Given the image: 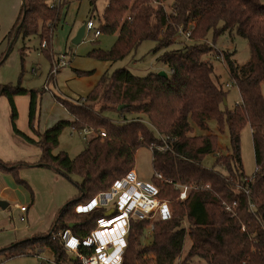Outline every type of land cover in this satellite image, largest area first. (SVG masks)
Segmentation results:
<instances>
[{"label": "trees", "instance_id": "trees-1", "mask_svg": "<svg viewBox=\"0 0 264 264\" xmlns=\"http://www.w3.org/2000/svg\"><path fill=\"white\" fill-rule=\"evenodd\" d=\"M61 14L45 0H23L9 37L41 31L48 45ZM98 30L101 34H118V38L111 49H95L90 55L116 62L144 41H153V53L169 67L168 76L150 73L140 77L120 68L104 75L84 100L73 102L59 97L73 119L57 122L38 134V140L18 128L15 101L17 96L30 95L29 127L36 132L38 92L0 86V95L10 104L14 133L41 151L39 161L32 166L51 167L67 178L78 175L82 179L76 183L79 197L61 209L48 235L10 245L0 253L15 257L39 254L38 249L48 248L55 263L78 264L58 234L69 230L73 237L84 241L101 219L110 216L105 208H76L88 207L99 194L111 190L116 181L133 171L141 146L151 149L152 144L162 145L165 139L169 149L151 150L155 174L161 175L160 179L154 175L158 197L169 202L171 218L133 219L122 264H192L195 257L208 264H264L263 0H110ZM211 30L215 35L235 31L246 38L249 61L239 65L232 58L233 52L218 51L209 45L206 37ZM179 32H190V42L181 41L179 48L170 49ZM212 54H220L225 60L229 76L238 87L241 102L233 109L223 106L227 91L216 84L214 67L204 58ZM120 105L125 107L119 111ZM106 110L118 111L121 118L115 121L104 116ZM210 121H215L221 132L228 128V154L220 153L218 135L194 134L195 126L208 129ZM247 125L256 161L250 182L241 155V135ZM66 127L79 132L93 130L97 136L76 157L64 151L54 154ZM102 131L106 136H101ZM211 154L227 174L203 164ZM19 166L0 158V172L15 175ZM184 185L195 187L182 201L178 186ZM150 225L151 242L144 245L142 239ZM187 234L192 247L180 260Z\"/></svg>", "mask_w": 264, "mask_h": 264}, {"label": "rangeland", "instance_id": "rangeland-1", "mask_svg": "<svg viewBox=\"0 0 264 264\" xmlns=\"http://www.w3.org/2000/svg\"><path fill=\"white\" fill-rule=\"evenodd\" d=\"M45 2L50 5L53 0H45ZM109 2L110 0H63L61 5L55 7L59 8L62 14L53 38L47 47H42L47 39H43L41 31L27 36L20 33L16 38H13V35L9 37L19 17L23 0H0V86H20L28 91L38 92L36 132L32 133L35 140H38V134L44 133L57 122L69 118L67 109L60 102L62 98L73 102L84 100L104 75H112L120 68L127 69L140 77L161 71L169 72V67L157 60V55L153 53L156 44L149 40L144 41L124 59L116 62L100 60L90 55L95 49H111L118 38V34L102 33L98 37L95 36ZM90 20L94 23V29L91 32L86 31L82 41L75 44L73 40L78 31ZM49 24L47 23L48 26ZM175 39L176 43L170 49L179 48L181 41L190 42L183 32L177 33ZM206 42L218 51L233 52L232 58L239 65L247 63L250 59L248 40L235 31H225L215 35V32L211 30L206 37ZM61 55H64L65 59L59 61ZM204 58L214 67L212 77L216 84H221L227 91L226 103L224 102L223 106L227 105L229 109H233L241 102V97L237 85L229 76L225 60L221 59L220 54H212ZM57 61H59L58 70L54 71ZM262 92L264 95V81ZM27 96L31 101L30 95ZM59 97L60 100H58ZM103 114L115 121L121 118L116 110H106ZM19 119L20 114L18 123L26 129L27 124L29 128L28 119L21 121ZM6 134L5 139L8 145L5 146L4 155H0V158L7 163L21 164V166L15 175L0 172V200L9 203V207L5 210L0 207V251L27 239L48 235L61 209L68 202L79 197V188L76 183L82 181L78 175H73L70 179L51 167L32 166L40 159L36 158L37 149L29 142V147H18L17 142L19 143L18 140L21 139L17 140L12 138L10 133ZM194 134L218 135L220 153L228 154L231 139L227 127L224 132H221L217 123L210 121L208 129L202 130L195 126ZM93 137L95 135H92ZM87 142L85 134L78 131L73 134L72 128L66 127L54 154L64 151L71 157H76L85 148ZM241 155L244 174L252 178L256 172V161L249 125L243 129L241 135ZM152 161V150L147 146H141L134 166L139 181L154 182L155 170ZM203 164L207 168H215L227 174L221 165H216L215 155L207 156ZM16 203L20 204V207L29 208L27 215L24 214L25 221H22L23 214L20 207H15ZM155 218L158 219L159 215ZM150 242L151 237L147 234L142 239V243L147 245ZM191 247L192 241L187 234L180 260L188 254ZM36 252L41 254V258L38 254L6 257L0 253V264H42L43 257L51 258L53 261L46 264H57L54 262L55 258L50 249H38ZM192 264L208 263L202 258L195 257Z\"/></svg>", "mask_w": 264, "mask_h": 264}, {"label": "built area", "instance_id": "built-area-1", "mask_svg": "<svg viewBox=\"0 0 264 264\" xmlns=\"http://www.w3.org/2000/svg\"><path fill=\"white\" fill-rule=\"evenodd\" d=\"M63 0H53V3L48 5L55 8L61 5ZM94 23L90 20L86 25V31L91 32L94 29ZM85 31V32H86ZM185 33V32H184ZM101 35L99 30H96L95 36ZM187 38L190 32H186ZM42 47H47V42H43ZM65 59L61 55L60 60ZM57 64L54 71L58 70ZM77 130L72 128V133ZM79 132V131H78ZM79 133L85 134V138H92V135L97 136L93 130L85 129ZM101 136H106L104 131ZM163 144H152L151 149L164 151L169 149V145L165 139ZM156 178H161V175L156 173ZM252 178L246 179L248 182L253 181ZM180 188V200H185L191 188L195 186H178ZM246 192H249L248 190ZM159 188L152 183H144L139 181L136 172L131 171L125 178L114 183L111 190L99 194L86 208L78 206L76 209L91 210L94 208H105L109 210L107 215L110 217L101 219L97 228L84 241H80L73 237L71 232H60L58 235L63 240L72 257H75L78 264H122L123 254L127 246V238L131 228V221L138 218H154L159 215L160 219L168 220L171 218V207L168 201H162L158 197ZM235 205V203H234ZM21 211H26V207H20ZM231 210V207H227ZM110 212V213H109ZM24 220V218H22ZM153 225H150L148 233L151 234ZM82 249H87L89 253H85ZM44 263V262H43Z\"/></svg>", "mask_w": 264, "mask_h": 264}, {"label": "crops", "instance_id": "crops-1", "mask_svg": "<svg viewBox=\"0 0 264 264\" xmlns=\"http://www.w3.org/2000/svg\"><path fill=\"white\" fill-rule=\"evenodd\" d=\"M102 35V34H101ZM15 101H16V105H17V108H18V111H19V114H20V121L23 120V119H28V124H29V110H30V100L28 99V96H17L15 98ZM69 113V112H68ZM69 118L67 120H72V116L71 114L69 113ZM27 126V129L24 127V126H20V124L18 123V128L23 132L25 133L26 135H28L29 137L35 139V137L33 136V131L30 130L28 128V125L26 124ZM6 133H10V136L14 139H21V140H18L19 143L17 142L18 144V147H27L29 144L28 142L25 140H23L20 136L16 135L13 131V128H12V124H11V109H10V104H9V101L8 99L5 97V96H2L0 95V155L2 156V154L4 155V150L6 149V145H8V142L6 141L5 139V136L7 135ZM36 149H37V159L40 158V154H41V151L39 149L38 146L36 145H33ZM29 147V146H28ZM135 171V170H134ZM21 205L16 203L15 207H20ZM29 211V208H27V210L24 212V211H21L23 216L22 218H24V220L22 221H25L26 220V217L24 214L28 213ZM27 215V214H26ZM21 218V219H22ZM38 256H40L41 258V254L39 253ZM52 257V256H51ZM42 260L45 262V263H42V264H46V263H52V259L51 258H46V257H43Z\"/></svg>", "mask_w": 264, "mask_h": 264}, {"label": "water", "instance_id": "water-1", "mask_svg": "<svg viewBox=\"0 0 264 264\" xmlns=\"http://www.w3.org/2000/svg\"><path fill=\"white\" fill-rule=\"evenodd\" d=\"M85 31H86V25L82 26L81 29L78 31L76 37H75L74 40H73V42H74L75 44H79V43L82 41V39H83V37H84V35H85ZM159 75H161V76H165V77L168 76L167 72H165V71H161V72H159ZM225 103H226V100H225ZM124 107H125V105H120V106H118V110L120 111V110H122ZM0 207H1L2 209L5 210V209H7V208L9 207V203H7V202L4 201V200H0ZM109 213H110V212H109ZM71 226H73V225H71ZM72 259H73V260H76L75 257H73Z\"/></svg>", "mask_w": 264, "mask_h": 264}]
</instances>
